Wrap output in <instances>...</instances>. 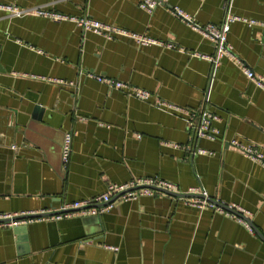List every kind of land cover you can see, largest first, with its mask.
<instances>
[{"label":"crops","instance_id":"obj_1","mask_svg":"<svg viewBox=\"0 0 264 264\" xmlns=\"http://www.w3.org/2000/svg\"><path fill=\"white\" fill-rule=\"evenodd\" d=\"M140 3L0 0V217L56 210L110 184L151 178L251 212L264 238V167L232 146L264 155V90L242 70L264 78V0H164L152 12ZM174 8L201 27L228 15L256 24L233 23L234 57L213 67L197 56L215 54L213 42ZM86 18L158 43L109 39L78 25ZM92 75L183 110H210L219 135L195 139L184 112L111 91ZM67 133L73 143L64 169ZM112 204L101 216L0 226V264H264V239L219 210L165 193Z\"/></svg>","mask_w":264,"mask_h":264},{"label":"built area","instance_id":"obj_2","mask_svg":"<svg viewBox=\"0 0 264 264\" xmlns=\"http://www.w3.org/2000/svg\"><path fill=\"white\" fill-rule=\"evenodd\" d=\"M164 4V0H141L140 8L146 10L148 12H152L155 8ZM3 8V7H1ZM15 15L22 14H43L41 11H31V10H18L9 8ZM174 13L178 19H180L183 23H186L189 27L194 30L201 32L205 37H207L211 42H213L215 46V54L212 56L205 55H197L199 58L207 60L213 67H217L221 61L226 57H234L232 53V47L228 44V34L231 29V25L235 22H244L249 25H255L256 22L252 20H247L245 18H241L235 15H228L225 21L220 24H207L205 26H199L196 24L195 20L189 15L185 14L182 10L178 8H174ZM79 26H81L84 30H90L98 34H103L109 39H112L116 35L125 36L131 41H134L138 46H150L155 45L158 42L153 40L152 38H148L143 35L133 34L116 28L114 26H109L103 24L98 21H94L91 19H81L77 20ZM169 48H173V45H168ZM239 63H241L239 61ZM242 64V63H241ZM242 70L246 78L255 84L257 87L264 90V78L261 76H257L252 69H250L245 64H242ZM97 81L104 83L108 86L111 91H126L129 95L139 99L141 101H149L154 98L155 105L159 107H166L169 109H173L176 111L184 112L187 116L188 121V130L195 139L200 140H209L214 141L217 139L219 132L214 127L215 122L220 120L219 116L215 113L207 110L205 108H201L199 110H183L178 108L172 104H169L157 96H154L151 92L146 90H141L136 87H130L128 84L114 80L109 78H103L99 76L92 75ZM72 143L73 136L70 133L65 135L63 146H62V165L64 169H67L71 154H72ZM232 146L239 150L242 154L250 158L251 160L258 162L264 167V155L257 148L251 145H243L241 143L232 142ZM175 148L179 146L174 145ZM187 150L192 151L191 148ZM198 153L203 154L205 150L198 149ZM162 189L165 191H170L174 193H178L175 190V187L165 181L159 179H140L133 180L126 184H110L105 193L92 197L83 201H76L72 203L63 204L59 209L42 211V212H32V213H22L20 215H10L5 217H0V220L6 219H14L20 216L26 215H35L42 214L44 217L36 218V219H27L19 222H11V223H0V226H17V225H27L28 223L38 221V220H61L64 218H71L74 216H101L103 213L112 208V200L114 198H121L125 201L128 200H136L142 196H154L159 193H162L158 189ZM189 195H199L202 197H191L185 198L188 201V204L192 207H195L199 210H204L206 208L216 209L222 213H225L229 216L236 218L240 223H242L249 231H253L250 227L249 223L246 221L251 220L252 214L251 212L240 208L238 206H229L230 210H233L240 214L242 217H238L234 215L232 212L226 211L225 209L210 203L207 199L209 198L204 191H199L198 189L192 190L188 193Z\"/></svg>","mask_w":264,"mask_h":264},{"label":"water","instance_id":"obj_3","mask_svg":"<svg viewBox=\"0 0 264 264\" xmlns=\"http://www.w3.org/2000/svg\"><path fill=\"white\" fill-rule=\"evenodd\" d=\"M158 189V188H157ZM159 191H161L162 193H165V194H168L170 196H174V197H178V198H191V197H202V196H199V195H189V194H181V193H174V192H170V191H165V190H162V189H158ZM210 203H213L214 205L218 206V207H221L223 209H225L226 211H229V212H232L234 215L238 216V217H242L240 214H238L237 212L233 211V210H230L228 206H224L220 203H217L215 202L213 199H210L208 198L207 199ZM41 217H44V215L42 214H35V215H26V216H20V217H16L14 219H6V220H0V223H11V222H19V221H22V220H27V219H36V218H41ZM246 221L249 223L250 227L252 228L253 231H256V233L262 237V235H260V233L255 230L253 224L251 223V220H247ZM18 227V226H17ZM17 231L19 232H22L24 231L25 229H22V228H17L16 229ZM263 238V237H262ZM264 239V238H263Z\"/></svg>","mask_w":264,"mask_h":264}]
</instances>
